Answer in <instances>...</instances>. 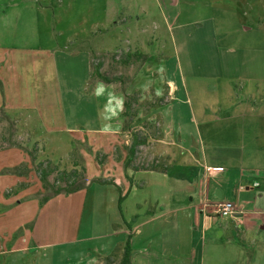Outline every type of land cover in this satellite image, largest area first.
Here are the masks:
<instances>
[{"label": "rangeland", "instance_id": "rangeland-1", "mask_svg": "<svg viewBox=\"0 0 264 264\" xmlns=\"http://www.w3.org/2000/svg\"><path fill=\"white\" fill-rule=\"evenodd\" d=\"M172 1L0 0V107L16 111L29 129L16 132L15 119L0 112V264H120L128 225L162 208L167 212L141 225L136 236L146 242L136 247L150 257L144 264H242L238 247L222 243L225 236L216 239L217 230L202 233L191 225L195 210L185 208L190 194L180 193L187 181L169 174L192 173L191 160L218 161L225 177L212 179L222 184L234 209L238 202L247 208L264 205L263 185L238 187L240 172L232 166L243 161L246 174L257 171L250 167L261 157L257 148L264 133L242 132L245 117L238 111L225 116L242 97L264 98V34L257 59L238 65L239 57L229 59L222 49L230 40L239 43V33L212 30L226 2ZM200 16L209 22L197 27L194 19ZM92 44L107 49L94 58L89 54L113 77L109 82H98L94 72L80 79L75 53ZM125 99L131 102L130 116L124 114ZM135 133L145 141L125 167ZM37 168L48 169L56 184H65L72 170L77 181L88 184L43 201L46 190ZM263 172L253 175L255 181ZM201 201L214 203L199 195ZM205 212L215 214L216 222L229 221L230 214ZM176 223L197 242L194 261L164 255L176 253ZM244 236L246 254L264 264V232ZM103 243L112 247L99 263ZM15 244L32 247L23 254L9 252Z\"/></svg>", "mask_w": 264, "mask_h": 264}, {"label": "crops", "instance_id": "crops-1", "mask_svg": "<svg viewBox=\"0 0 264 264\" xmlns=\"http://www.w3.org/2000/svg\"><path fill=\"white\" fill-rule=\"evenodd\" d=\"M179 0H173V4L177 3ZM223 2H226V5L221 8V13L219 18L217 17L214 19L217 23L215 27H212V30L216 32H219L220 35L224 36H231L234 34L235 30L239 33L236 35L237 42H232L231 40L228 42L227 47H224L222 51L227 54V57L229 59H235L236 56L239 57L240 61H237L236 64L240 65L243 64L244 66H248L249 64L246 62L249 58H254V60L257 59V56L255 54H259L261 52V47H258L259 44H262V41H260V38L262 34H264V0H221ZM192 2V0H191ZM209 17H197L194 19V24L197 27L203 26L202 22L208 21ZM211 20L213 19L210 17ZM213 20V21H214ZM248 22V23H246ZM219 27V28H218ZM221 28V29H220ZM92 50V51H91ZM107 49H96L94 48V45L92 46H86L83 47L81 51H76V56L80 55V66L82 68V71L80 73V79L85 81L88 77H90L91 73V58L90 53L92 52H106ZM75 52V51H74ZM71 55V54H70ZM255 56V57H254ZM236 60V59H235ZM240 62V63H239ZM251 66V65H250ZM1 68V66H0ZM4 75V74H3ZM98 82H101L102 80L98 79ZM100 86L105 85L104 83H98ZM12 85V83H11ZM228 87L229 92H232L233 94V88L230 84H226ZM15 93V92H14ZM4 95H6V92L4 91ZM235 96V95H233ZM5 98V96H4ZM236 98V96H235ZM14 100V98H13ZM233 98L230 99V104H232ZM256 101V102H255ZM236 105L232 104L233 109H230V112L226 113L225 116H230L231 114H235L234 111H238V114H244L245 119L242 120V125L240 130L242 132H254V133H264V124L263 127L259 126V123L261 121H264V98L261 96L259 98L252 99L250 96H245L240 98L238 101H236ZM6 105V104H5ZM231 107V106H230ZM3 110L8 114V116L13 120L15 119L17 130L16 132L22 133V131L26 128V125L21 123L22 117H17L16 111H11L8 109V107H5L3 105ZM232 112V113H231ZM257 113L258 118H255ZM207 116H204L206 118ZM247 117V118H246ZM259 118L261 119L260 122H258ZM226 120V119H225ZM230 119L227 118L226 122H228ZM257 120L258 125H252L253 121ZM230 127V126H229ZM171 132L173 131L172 127H169ZM25 129V130H26ZM234 130V129H232ZM29 131V129H28ZM257 136V135H256ZM254 136V138H256ZM258 148L260 150V156L264 157V144L261 142H258ZM260 157L259 161L256 165L252 164L250 168H254L257 170L256 172H261V169L264 170V160H262ZM262 160V161H260ZM194 161V160H193ZM193 161H188L190 165H193V168L191 169V172L193 173H181L180 171H175V169L170 172L171 177L180 178L185 177V181L187 183H184L185 188H183L180 193H183V195L190 194L189 201L190 203L187 204L185 208H192V210H195V222L191 223V225H195V228H200V231L205 233L206 231H218V235L216 233L212 234V237L216 239H221L225 236V239L222 240V243L224 241L231 242L232 244H235L239 251V255H236V257L240 256L241 262H245V264H259L258 262L255 263L254 256H248L246 254V245H245V234L247 232H264V205L262 206H254L251 208H247L242 202L235 203V209L233 214L229 215H222L217 212V207H215V203L217 201H222L223 199L229 200L228 196H224L225 190L223 189L222 184L218 183L216 180L212 179L213 177L216 178L217 176H222V173L225 172V166L218 162L213 161L209 162L207 161L203 165L199 163L197 160L198 166L193 164ZM173 162V161H172ZM195 162V161H194ZM175 165V164H174ZM245 163L243 161H239L235 164H232L236 170L240 172V176L237 178V182H239L238 187L244 188L247 190L254 189L255 187H263L264 188V176H262L261 180H256L253 178V175L251 176L250 172H247V174L244 172ZM206 167H210L211 171H206ZM205 168V171H204ZM221 168V169H220ZM264 175V172L262 173ZM224 177L225 174L223 173ZM211 176V177H210ZM245 176V177H243ZM210 177V178H209ZM186 185L189 186V189H186ZM89 190V188H87ZM199 195H202L203 200H209L213 201V204L206 203L205 206L199 202ZM185 201V200H184ZM17 202H20L18 199ZM187 202V201H186ZM204 202V201H203ZM218 203V202H217ZM203 205V207H202ZM206 206H208V210H211L212 212L222 215V216H229L227 220L228 222L224 221H215L213 219V215L207 214L205 211ZM237 207V208H236ZM240 208H242L240 210ZM156 211H153L150 213V211L146 212L145 217H143V221L138 223H130L127 227L128 229H131L130 236H133L130 240V246H131V261L130 264H144L143 260H146L150 258L147 255H142L139 253V251H136V247L140 248L143 243V241H140L139 238L136 236L138 234L142 233L141 225H145L147 222L154 221L158 218L159 215L163 216L164 208L159 210L157 213ZM159 213V214H158ZM236 213V214H235ZM230 223H232L234 228L230 226ZM174 224V223H173ZM177 225V234H178V241H176L177 244V250L176 253L169 254L164 252V255H172L173 260H195V247L197 242H194L192 240L191 235H186L182 232V229L180 230V226ZM193 228V226H192ZM261 228L263 230H261ZM213 229V230H212ZM236 229V230H235ZM236 231V232H235ZM201 233V234H202ZM205 239V236H204ZM139 240V241H138ZM64 242L65 239H61V241H45V242H38V246H47L51 247L54 245H57L58 243ZM149 242V241H147ZM250 241L248 240V243ZM231 244V245H232ZM32 247V246H31ZM28 246H18L17 244L12 245L8 251L11 253H20L23 254L28 250ZM112 246L109 243H103L100 248L99 252L100 255L95 261H99V263H102V259L105 257L107 252L110 250ZM138 256V257H137ZM237 260L239 259L236 258ZM214 264V263H211Z\"/></svg>", "mask_w": 264, "mask_h": 264}, {"label": "trees", "instance_id": "trees-1", "mask_svg": "<svg viewBox=\"0 0 264 264\" xmlns=\"http://www.w3.org/2000/svg\"><path fill=\"white\" fill-rule=\"evenodd\" d=\"M96 55L97 54L95 52L91 53L92 58H94ZM90 63L93 64V60H91ZM99 67H100V62H96L95 64H93V68L91 69V73L94 72V74L102 81H107V82L111 81L113 79V77H109L108 75H106L105 73L100 71ZM124 105H125L124 114L126 116H130L131 115V110H130L131 102H130V100L125 99ZM0 112L2 113V115L5 118L12 120L8 116V114L6 112H4L2 107H0ZM126 121H128L127 118H126ZM144 141H145V138H139L136 133L133 134V140H132V142L128 148V150H129L128 156H127L126 160L124 161L125 167L129 166L130 161L133 159L137 145L143 143ZM133 167H135V166H133ZM143 167H146V166H143ZM37 171L39 173V177H40V180L42 182V185L46 190V192L42 195L43 201L49 199L50 197H52L58 193H68V192L74 191V190H76L82 186H86L88 184V182L86 184L83 182L80 183L79 181H77V179H75V177L73 176V173L75 175V170H72L71 173L65 175V178H66L65 184H56L55 180L52 182L49 181V179L47 177L49 174V170L46 168H37ZM95 179H97L99 181H103V182H111V183L115 184L117 187H119V184H117L115 181L102 180L100 178H95ZM123 196L124 195L119 194V197H118L119 202ZM128 227H130V226L128 225ZM130 259H131V246H130V233H128V238H127V240L123 246L120 264H130V261H131Z\"/></svg>", "mask_w": 264, "mask_h": 264}, {"label": "built area", "instance_id": "built-area-1", "mask_svg": "<svg viewBox=\"0 0 264 264\" xmlns=\"http://www.w3.org/2000/svg\"><path fill=\"white\" fill-rule=\"evenodd\" d=\"M206 171H211L210 167H206ZM216 209L222 215L232 214L234 212V204L231 200H223L217 203Z\"/></svg>", "mask_w": 264, "mask_h": 264}]
</instances>
